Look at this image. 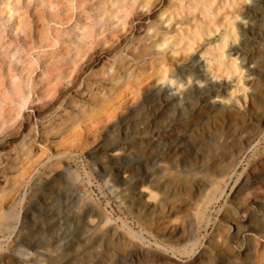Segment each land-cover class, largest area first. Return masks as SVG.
Returning a JSON list of instances; mask_svg holds the SVG:
<instances>
[{
  "label": "rangeland",
  "instance_id": "374dc122",
  "mask_svg": "<svg viewBox=\"0 0 264 264\" xmlns=\"http://www.w3.org/2000/svg\"><path fill=\"white\" fill-rule=\"evenodd\" d=\"M136 1L0 0V252L27 249L33 242L38 246L31 250L57 239L73 241L92 213L88 219L97 230L81 245L92 251L100 243L107 258L99 264H264L263 108L259 121L247 123L242 132L216 138L217 144L236 138L239 146L231 145V156L210 147L222 169L201 195L171 198L151 216L112 192L99 160L90 155L97 144L106 147L103 127L150 90L148 37L151 26L162 30L166 24L155 17L162 0L154 7L147 0L144 8ZM228 1L216 15L218 22L248 2ZM259 57L264 49L256 52ZM230 67L213 72L220 79L241 80ZM249 90L237 84L226 96L237 98ZM116 142L110 135L107 143ZM120 143L130 148L138 141ZM144 163L156 174L149 200H158L168 179L155 158L140 153L123 169ZM37 197H46L53 207V221L43 235L31 220L24 223ZM245 207L258 215L253 223L263 224L252 232L247 253V240L233 239ZM45 264H61V259Z\"/></svg>",
  "mask_w": 264,
  "mask_h": 264
},
{
  "label": "bare ground",
  "instance_id": "6f19581e",
  "mask_svg": "<svg viewBox=\"0 0 264 264\" xmlns=\"http://www.w3.org/2000/svg\"><path fill=\"white\" fill-rule=\"evenodd\" d=\"M146 1H136L138 8L147 7ZM156 3L157 0H149L153 7ZM212 3L213 0H162L155 17L166 28L160 30L153 25L148 37L152 51L150 90L134 97L123 114L103 127L105 136L101 144L106 147L97 144L90 153L99 160L98 165L107 175L105 184L112 192L146 216L161 210L171 198L188 194L192 199L201 195L210 177L222 169L217 166V159L212 160L215 153L210 147L231 156V145L239 146L236 138L231 144L225 140L217 144L216 138L259 121L257 113L264 109V57L255 58L256 52L264 49V0H248L244 7L230 11L220 22L216 15L229 1ZM221 66H232L241 80L220 79L213 71H220ZM237 84L248 87L249 92L228 99L226 94ZM136 111L139 115L129 121ZM110 135L117 139L116 143H107ZM131 139L138 144L128 148L120 143ZM140 153L155 158L168 179L158 200H149L157 188L156 174L146 163L134 170L123 169L125 161ZM50 180L55 179L51 176ZM241 212L246 217L233 239L237 242L245 238L247 253L252 232L263 224L253 223L254 219L258 221V215L248 208ZM52 213L53 207L46 197L34 198L24 223L31 220L32 228L43 235L53 221ZM91 215H85L83 230L73 241L57 239L53 244L45 243L46 247L40 250H31L38 242L27 249L9 248L0 252V264H45L49 258L61 259V264L105 261L102 256L106 251L102 253L100 243L99 249L92 251L81 245L97 230L88 219ZM95 216L98 221L99 214ZM97 234L103 236L102 232ZM105 246H111V241L107 240Z\"/></svg>",
  "mask_w": 264,
  "mask_h": 264
}]
</instances>
